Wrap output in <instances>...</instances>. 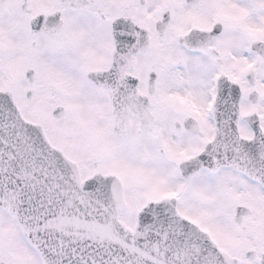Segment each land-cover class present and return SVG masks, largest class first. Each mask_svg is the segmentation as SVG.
I'll use <instances>...</instances> for the list:
<instances>
[{
  "label": "snow or ice",
  "instance_id": "6c2138e0",
  "mask_svg": "<svg viewBox=\"0 0 264 264\" xmlns=\"http://www.w3.org/2000/svg\"><path fill=\"white\" fill-rule=\"evenodd\" d=\"M0 264H264V0H0Z\"/></svg>",
  "mask_w": 264,
  "mask_h": 264
}]
</instances>
